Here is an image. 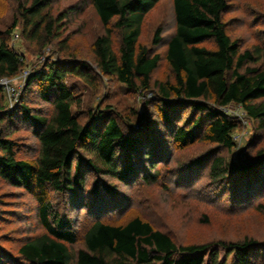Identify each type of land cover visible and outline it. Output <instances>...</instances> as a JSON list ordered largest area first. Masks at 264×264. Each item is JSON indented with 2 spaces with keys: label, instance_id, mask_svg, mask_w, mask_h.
Instances as JSON below:
<instances>
[{
  "label": "trees",
  "instance_id": "obj_1",
  "mask_svg": "<svg viewBox=\"0 0 264 264\" xmlns=\"http://www.w3.org/2000/svg\"><path fill=\"white\" fill-rule=\"evenodd\" d=\"M90 1L105 27L94 42L100 73L133 90L156 89L161 97L162 124L171 129L172 141L178 146L193 144L199 134L197 130L205 122L204 139L232 150L236 145L233 134L239 123L217 108L231 104L242 106L264 130V43L242 50L239 40L230 37L223 21L227 0H173L176 29L168 42L167 59L175 81H156L154 86L152 74L159 65L160 54L141 45L139 38L147 14L162 0ZM47 5L48 0H32L29 5L19 1L24 36L37 40L40 47L57 38L60 32L61 17L43 13ZM16 25L14 21L7 30L0 29V80L17 76L25 66L24 58L9 43ZM161 33L159 27L154 35L155 44L160 42ZM209 39L215 41L216 48L202 45ZM66 41L63 39L61 43L65 46ZM87 67V63L59 60L31 74L28 85L35 82L40 97L54 106L53 114L46 116L36 113L28 104L20 105L21 117L34 126L39 141L37 158H19L15 141L0 136V177L35 197L39 220L45 229L25 238L19 247V258L0 253V264H229L233 255L237 264H258L250 252L257 244L254 239L182 245L140 215L123 223L112 220V212L119 205L109 198L126 205L129 198L123 190L108 183L105 176L126 186L141 178L156 183L160 168L168 162L170 144L165 138L167 130L158 136L154 123L131 133L112 115L82 123L73 111L78 102L67 79L74 75L91 82L92 74ZM2 92L0 86V96ZM212 99L214 107L206 103ZM4 107L0 103V110L5 112L0 116V124L6 117L14 116L4 111ZM187 109L197 114L193 122L182 124ZM81 151L93 156L86 164H82ZM258 154L263 155L264 148ZM138 155L142 157L139 163ZM204 162L212 180L239 176L236 196L241 201L248 203L263 195L264 165H239L214 151L195 160L198 165ZM88 169L95 173L90 192ZM51 191L68 198L71 195L78 208L86 209L90 221L84 229L82 248L75 249L78 226L56 209ZM91 198L94 199L90 201ZM215 244L228 248L224 260H220Z\"/></svg>",
  "mask_w": 264,
  "mask_h": 264
},
{
  "label": "rangeland",
  "instance_id": "obj_2",
  "mask_svg": "<svg viewBox=\"0 0 264 264\" xmlns=\"http://www.w3.org/2000/svg\"><path fill=\"white\" fill-rule=\"evenodd\" d=\"M19 1L29 5L32 0H0V29L7 30L17 21L9 36V43L24 58L25 63L17 76L0 81L3 89L0 103L5 106L4 111L14 115L13 118L6 117L2 120L0 136L15 141L17 156L35 159L39 151L34 126L21 117L20 105L28 104L36 113L46 116H51L54 111L52 103L40 97L35 82L26 87V80L33 72L44 69L53 61L87 63L89 67L85 69L92 74L91 82L74 75H69L67 79L78 102L73 111L82 123H92L101 118V115H112L118 117L123 128L130 133L131 130L140 132L145 126L154 123V126L157 125L155 129H158V136L162 135L161 131L167 130L168 133L164 136L170 144L168 162L160 168V178L156 183L146 182L141 178L131 186H126L110 176H105L108 183L123 190L129 198L127 205L109 198L111 203L119 205L112 212L114 214H110L112 220L123 223L140 215L151 221L155 228L169 233L182 245L219 241L232 243L254 239L257 244L251 248V255L258 264H264V192L248 203L243 202L236 196L239 192L237 189H240L237 187L239 176H227L215 181L208 174L206 162L202 165L195 163L197 157L214 151V154L232 159L239 165L263 166L264 154L259 155L258 151L264 148V130L259 127V123L251 119L240 105L217 107L239 123L233 134L235 147L227 150L205 140V122L197 130L199 134L193 144L184 148L178 146L172 141V134L169 133L171 129L162 124L159 113L161 97L156 89L140 92L100 73L94 54V42L104 33L105 27L90 0H48L43 13H49L57 19L61 17L58 20L60 32L57 38H53L44 47H40L37 40L24 36V22L18 11ZM227 1L228 7L223 14V21L230 37L239 40L242 50L263 45L264 0ZM159 27L162 28L161 40L155 44L154 35ZM175 29L173 0L160 1L144 20L139 43L151 52L160 54L159 65L152 74L153 86L156 81H175V74L167 59L168 42ZM63 39H67L65 46L61 43ZM114 42L118 46L117 34L114 35ZM202 45L209 49L216 48L212 39L206 40ZM206 103L214 107L213 99ZM3 113L5 112L0 110V116ZM196 114L187 109L180 123L190 120L193 122ZM80 156L82 164H86L93 157L87 151H81ZM137 158L139 163L142 157L138 155ZM74 162H77L76 157ZM87 171V191L90 192L95 173L89 169ZM50 197L56 209L78 226L75 249L82 248L84 229L90 221L86 209L78 208L77 201H73L71 195L70 199L62 193L51 191ZM43 232L45 229L39 220L35 197L24 188L15 187L0 177V253L19 258V247L25 238ZM213 247L219 249L220 260H224L228 248L217 244ZM229 264H237L236 255H233Z\"/></svg>",
  "mask_w": 264,
  "mask_h": 264
},
{
  "label": "water",
  "instance_id": "obj_3",
  "mask_svg": "<svg viewBox=\"0 0 264 264\" xmlns=\"http://www.w3.org/2000/svg\"><path fill=\"white\" fill-rule=\"evenodd\" d=\"M30 78V77H29ZM29 78L26 80L25 86L27 87L28 82H29Z\"/></svg>",
  "mask_w": 264,
  "mask_h": 264
},
{
  "label": "built area",
  "instance_id": "obj_4",
  "mask_svg": "<svg viewBox=\"0 0 264 264\" xmlns=\"http://www.w3.org/2000/svg\"><path fill=\"white\" fill-rule=\"evenodd\" d=\"M3 79H4V78H3ZM3 79H1V80H3ZM1 80H0V81H1ZM4 81H5V80H4Z\"/></svg>",
  "mask_w": 264,
  "mask_h": 264
}]
</instances>
